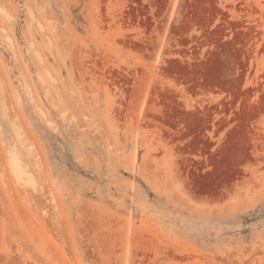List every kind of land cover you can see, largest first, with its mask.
Instances as JSON below:
<instances>
[{
    "label": "rangeland",
    "instance_id": "obj_1",
    "mask_svg": "<svg viewBox=\"0 0 264 264\" xmlns=\"http://www.w3.org/2000/svg\"><path fill=\"white\" fill-rule=\"evenodd\" d=\"M0 264H264V0H0Z\"/></svg>",
    "mask_w": 264,
    "mask_h": 264
}]
</instances>
